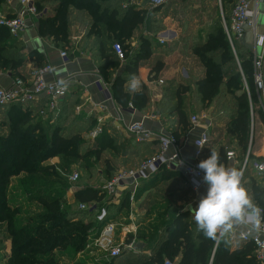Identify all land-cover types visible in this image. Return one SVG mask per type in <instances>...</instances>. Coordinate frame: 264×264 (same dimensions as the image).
<instances>
[{
    "label": "trees",
    "instance_id": "16d2710c",
    "mask_svg": "<svg viewBox=\"0 0 264 264\" xmlns=\"http://www.w3.org/2000/svg\"><path fill=\"white\" fill-rule=\"evenodd\" d=\"M32 1L37 11L45 7L48 10L39 20V33L43 36H52L59 43H66L68 40L71 14L74 11L87 14L86 34L94 38L93 44L97 46L94 54L99 61L104 62L99 67L106 80L109 74L106 71L110 69L113 72L119 65V62L113 58L107 43L109 41L124 43L145 18L144 10L135 9L133 5H126L123 8L122 0ZM235 1L222 0L223 16L227 25H229L228 14ZM163 5L155 6L153 11H160ZM5 14L8 17L15 16L7 12ZM232 44L234 51L224 31L222 20L217 17L205 41L192 47L193 54L204 69L202 77L196 80L195 93L203 107L213 106L219 109L221 114L226 115L227 135L236 140L237 158L239 154L242 158L248 150L251 113L260 115L262 111L254 88L252 53H242L235 39H232ZM153 46V37H141L137 48L122 44L126 63L124 72L135 75L138 62L151 55ZM24 60L19 45L13 41V37L6 28L0 27V71L8 70L14 77H23L19 69ZM163 66L160 59L156 60L150 69L149 74H153L151 78H155ZM123 82V74L114 75L111 90L113 96L122 106H125L128 94L124 92ZM188 90V86L178 85L172 92L177 100L173 110L177 113L178 125H181V131L173 133L177 140L182 135L181 132L190 124L180 95ZM136 100H140L141 105L144 104L145 93L143 91L136 93L132 101ZM4 108L5 115L10 117V125L6 134H0V223L8 224L6 237L10 239L11 249L9 256L2 264H58L52 257L54 249L66 245L71 253H77L83 246L88 232L97 229L100 223H97L95 219L94 210H79L75 213L73 210L70 211L71 205L67 203H65L67 210H62L59 193L61 190L63 193L66 190L65 185H60V182L64 180L63 175L55 170L54 164H48L46 161L58 157L61 159L62 167L66 168L65 166L71 162L68 161L69 159L73 162L85 161L89 156L98 159L103 150H112L115 146L114 139L102 131L101 135L89 142L82 137V128L72 129L70 126L67 129V126L58 121L42 125L40 120L32 117L33 110L19 102L9 103L0 110ZM65 116H67L66 112L63 118ZM262 119L264 121V114ZM146 146L148 145L144 147ZM82 148L84 150H81ZM220 151H223L219 152L221 157L224 154L223 147ZM153 154L155 153H149L146 158ZM250 158L252 159L249 150ZM164 167V165L159 167L163 173L180 174L179 171ZM115 172L114 168L110 170L105 167L101 174L109 176L107 179L109 180ZM154 174L150 177H154ZM19 175L21 177L18 179V186L14 188L22 190L30 201L36 202L41 207L33 221L20 220L19 210L12 206L9 200L11 181ZM47 180H56L57 183L54 181L46 183ZM165 180L163 182L169 184ZM175 186L168 190L170 197L173 196ZM140 190L138 187L135 196ZM128 192L129 190L124 191L121 201L126 208L129 207ZM103 196L100 187L89 184L77 187L74 192V200L79 203L95 201L101 204ZM251 198L255 204L264 208L262 187L253 183ZM166 209L163 215L168 216L160 225L152 226L147 232L137 233V238L153 239L161 232L160 245L152 254L137 255L126 252L103 261L102 264H163L165 259L173 261L174 257H178L177 263L173 261L175 264H263L256 257L252 242L246 241L234 249H231L227 240H221L215 245V241L205 238L202 232L197 231L189 211L170 215L166 213Z\"/></svg>",
    "mask_w": 264,
    "mask_h": 264
},
{
    "label": "crops",
    "instance_id": "0c3cea01",
    "mask_svg": "<svg viewBox=\"0 0 264 264\" xmlns=\"http://www.w3.org/2000/svg\"><path fill=\"white\" fill-rule=\"evenodd\" d=\"M127 5H133L135 9L144 10L145 14L151 12L152 26L143 27L142 24L137 26L129 39L125 40L123 45H129L130 48H137L141 37H153L154 43L163 44V52H159L155 46L152 47L151 55L144 60L138 62L137 72L135 74L141 81L140 89L136 92H132L128 88L130 77L133 75L125 71V59L123 61L119 60L112 49V45L117 41H109L108 47L110 48L113 58L118 61L119 65L115 71L110 69L106 71L109 72L107 80L103 77V72H101L99 65L104 63L99 61L95 56L97 51V46L93 44L94 38L87 36V14L79 13L74 11L69 20L68 26V40L66 43H59L52 36H43L38 31L39 20L36 21L32 19L29 15H25L26 27L23 31L19 33L17 37H13L19 47L20 52L24 57V62L19 69L23 78L26 80L29 77V72L36 67H40L44 64H50L52 70L47 74L46 78L48 81H64L67 86V94L60 98L57 104V110L53 111L55 118L52 121L35 118L40 120L42 125L47 122L58 121L62 125L67 126L69 129H79L82 128V137L91 142L92 140L88 137V133L96 126L101 125L102 131L108 133L114 142H122L124 140L131 141V145L134 149L132 150L133 159H113V156L105 153L109 149L103 150L100 156H110L108 158L109 163H113L115 171L120 168H124L127 165L130 167L136 166L142 159L146 158L149 153H156L159 151V137L169 135L178 131H181V125L177 123V113L174 109L176 106V98L172 95L173 90L178 85H186L189 90L181 95V103L184 105L186 113L188 116L193 112L194 108H199L198 118L199 122L197 124H192L190 118L188 117L189 127L182 131L178 142V148L180 150L181 159L186 163L195 162L193 156L194 150V140L199 138L202 133H207L209 136V142L205 146L203 155L200 159H206L210 155L211 150H216L218 153L223 152L224 154L220 157V162L226 167H236L239 169V163L241 161V155L236 158V161L227 160L225 157L226 151L229 149H234L236 154L238 152L236 140L229 137L226 132V121L228 118L226 115L221 114L219 109L213 108V106L203 107L202 103L197 100L196 97V80L202 77L204 69L199 63L197 57L192 52L193 45L204 42L206 36L212 23L215 21L217 16L221 18L219 8L215 0H166L160 11H153L155 6L151 5L150 0H125ZM181 1V3H179ZM124 0L121 2L123 6ZM215 4L214 9L210 8L211 5ZM48 6L50 4H47ZM180 6V7H179ZM209 8L211 11H208ZM249 8L251 10H256V31L258 34L264 35V2L261 0H250ZM24 9L19 0H11L10 5L6 7L5 11L9 14L20 13ZM47 9V8H46ZM190 9V10H188ZM223 10V9H222ZM230 14V13H229ZM228 14V17H229ZM156 19V20H155ZM160 20L163 21L161 28L158 27ZM201 33V34H200ZM240 47V51L260 52V48H254V35L253 31L245 27L243 35L239 39H235ZM121 44V45H122ZM186 49L188 54L194 57L199 65L200 72L195 75L193 71H187L183 66H178L181 60L186 58L182 49ZM167 51V52H166ZM64 52L65 57H61L60 54ZM175 54H177L175 56ZM180 58L178 62L174 64L177 58ZM161 60L164 64L163 68L157 74L155 78H151L153 74L150 73V69L156 60ZM174 60V61H173ZM120 74L124 75V82L122 84L124 92L128 94V101L125 106H122L119 100L113 96L111 90V82L115 76ZM192 74L195 76L193 77ZM16 77L8 70L0 71V85L5 88H10L13 85V80ZM104 90L107 92L105 93ZM144 92L146 95V101L141 105L140 100L132 101V97L136 93ZM259 105L261 101L264 102V93L260 94ZM47 97L40 96L39 101L34 103H26L29 109H32V116L35 112L46 110ZM261 108V114H264V108ZM42 109V110H40ZM221 110V109H220ZM66 115L63 118V114ZM251 113L250 119V139L248 149L251 152L252 159L250 161L261 160L264 157V121L262 119L263 114ZM192 116V115H191ZM65 119V120H64ZM141 121L144 126L152 132V139L149 142H136L126 131V126L129 123ZM92 124V125H91ZM101 135V134H99ZM117 143V144H118ZM145 145H148L144 147ZM173 152V147L166 151V155H171ZM123 156H127L124 154ZM55 158V157H54ZM114 158H117L114 156ZM104 159V157H103ZM199 161V160H198ZM46 162L49 163L47 160ZM128 168V167H127ZM172 171L180 173L175 175V173L170 174L169 172L163 173L160 169L154 175V177H148L147 179L139 181V189H144L146 192L150 190V185H155L158 183L168 182L169 184L173 181L181 179L179 185L174 188L173 196L161 198L162 201L155 203L156 206L160 205L161 211L166 208V213L178 214L184 211H189L191 218L193 214L190 210L191 207H196V193L190 188L186 181L180 167L178 168H167ZM115 174V173H114ZM168 175V177L166 176ZM167 177V178H166ZM16 180V178H14ZM256 184L264 189V173L257 174L250 166L244 172L243 184L247 189L249 196L251 197V185ZM159 185V184H158ZM12 186V183H11ZM10 186V187H11ZM75 192V191H74ZM203 190L200 193L203 194ZM136 198V196H135ZM125 207L120 203H106L104 200L101 202L102 205H106L109 218L115 219L119 216L116 214H124L133 216L132 207ZM72 199L74 200V193H72ZM189 200L188 204H185V208L181 207L183 203ZM69 197H67V205L73 203ZM160 200V199H158ZM174 200L173 205L168 206V201ZM143 201V199H142ZM142 202L138 203L137 207L139 213L143 208H140ZM143 205H147V202H143ZM170 208V210H168ZM168 210V211H167ZM168 215L164 214L163 218H167ZM122 217V216H121ZM120 217V218H121ZM122 223H117L116 236L122 238L124 230L129 227H133L131 223L134 222L130 218L125 219ZM98 223V222H97ZM145 228V232L147 229ZM96 230V229H95ZM94 230V231H95ZM242 230L237 228L233 234H231L226 240L228 241L231 249L236 248L238 245L246 242L240 239L239 233ZM138 232L135 229V233L127 234L126 241H133L134 251L131 252L137 255H150L152 254L160 245V234L155 238H137ZM250 242V241H249ZM254 245V244H253ZM255 254L257 253L254 246ZM124 252V253H126ZM122 253V254H124ZM263 259L259 260L260 263L264 264V250L262 252ZM173 261L177 263L178 257H174Z\"/></svg>",
    "mask_w": 264,
    "mask_h": 264
},
{
    "label": "built area",
    "instance_id": "2783aa9c",
    "mask_svg": "<svg viewBox=\"0 0 264 264\" xmlns=\"http://www.w3.org/2000/svg\"><path fill=\"white\" fill-rule=\"evenodd\" d=\"M166 0H150L151 5L158 6ZM264 2V0H261ZM24 5V9L17 13L13 17H8L6 14L0 13V27H4L8 30L12 37H17L21 31L26 27L25 15H29L32 19L40 20L48 11L44 8L41 11H37L32 0H19ZM221 15L222 25L227 38L230 42L231 49L234 51L232 39H239L245 30V27L250 28L254 35V48H260V52L253 51L252 53V68H253V82L254 88L258 96L264 93V35L258 34L256 31V10L249 8L250 0H236L233 4L229 14V25L226 24L223 10L222 0H215ZM115 56L123 61L125 54L121 43L114 42L112 45ZM61 57H65V53L60 54ZM52 70L50 64H44L40 67L33 68L29 72V77L26 80L23 77H16L13 80V85L10 88H5L0 85V108L12 102H19L21 104L36 103L39 101L40 96L47 97L46 106L51 112L57 110V104L60 98L67 94V86L64 81H48L46 76ZM106 93L107 91L104 90ZM249 94L248 89H246ZM108 93V92H107ZM260 106L264 108V102L261 101ZM42 110V109H40ZM42 112V111H41ZM192 124H197L199 118L197 115L190 117ZM127 133L134 138L136 142H149L152 139V132L147 129L143 122L135 121L129 123L126 126ZM102 132L101 125H96L89 133L88 137L92 140ZM209 142V136L207 133H202L199 138L195 139L193 156L195 162L186 163L181 159L180 150L177 147L178 142L174 135L169 134L159 137V151L152 156L142 160L134 167H124L118 169L111 179L104 181L100 187L101 193L104 194L102 201L107 204L120 203L124 191L129 190L128 201L130 206L133 205L135 192L139 186V181L147 179L154 173H156L161 165L167 168L180 167L186 181L190 188L196 193V202L198 203L199 197L206 194L207 186L202 182L203 172L198 169L197 165L203 155L205 146ZM173 147L171 155H166V151ZM225 157L227 160L236 161L237 154L234 149L226 151ZM199 160V161H198ZM251 167L257 174L264 173V157L261 160L250 161L249 149L243 154L239 163V169L245 170L247 167ZM78 179V173L72 171L69 176L70 184L76 183ZM203 190V194L200 193ZM101 201V202H102ZM80 210H94L95 219L100 226L93 231L94 235L92 240L94 246L98 251L106 253V257L115 258L120 256L126 251H134L133 241H126L127 234L135 233V227L126 228L124 230L122 238L117 237L116 227L117 223L109 218L106 205L91 201L88 203H79ZM240 239L243 241H250L254 244L257 257L259 260L263 259L264 250V231L259 234L253 233L248 235H241ZM217 242L215 243V245ZM2 264V263H1ZM163 264H175L169 259H165Z\"/></svg>",
    "mask_w": 264,
    "mask_h": 264
},
{
    "label": "rangeland",
    "instance_id": "374dc122",
    "mask_svg": "<svg viewBox=\"0 0 264 264\" xmlns=\"http://www.w3.org/2000/svg\"><path fill=\"white\" fill-rule=\"evenodd\" d=\"M3 1L1 0L0 2L1 3L0 13L5 14V12L3 11H5L6 7L10 5L11 0H3ZM185 1H189V0H185ZM166 2L167 1H165L164 3ZM127 3L128 2L124 0L123 6H126ZM179 3H181V1ZM214 7H215V4L214 5L212 4L210 6V8H213V9ZM210 8L208 11H211ZM78 12L82 13L80 11ZM152 20L153 18H151V12H149L148 14L146 13L144 21L141 24L143 27H145L146 25L152 26L153 25ZM157 25L159 28H161V26L163 25V21L160 20V22ZM154 46L156 47V49H158L159 52H163L162 50L164 48L163 44L161 45L160 43L159 44L154 43ZM180 48L182 49V47ZM185 50L186 49L181 50L183 52L182 54H184V56L186 57L183 60V62L181 60L180 63H177L178 60H180V58L178 57L173 65L177 63L179 67L183 66L187 69V71H189V73L190 71H193L196 75L200 72L198 62L194 57H192V55L188 54L187 51ZM176 55L177 54H175V56ZM192 76L195 77L193 74ZM196 109L198 110L199 108L198 107L194 108L193 112L188 116L189 118L191 117V115H198V111ZM34 114L35 115L32 116L33 118H43V119H46V121L47 120L52 121V119L55 118V115L49 109L43 110L42 112L38 111V112H35ZM9 119L10 117L8 118L7 115H5V108L1 109L0 110V134L1 135L6 134V132L9 131V125H10ZM117 143L118 142L115 143V146L112 148V150H108L105 153H108L109 155L113 156V159H116L119 161L120 159L122 161L124 159L126 160L133 159L132 150H129V154L127 153L128 149H134V147L130 144L131 141L129 142L128 140H124L118 144ZM81 150H84V148H82ZM124 154H127L128 157L123 156ZM114 156H116L117 158H114ZM108 157L110 156L108 155L100 156L98 159H95L94 156H89L88 158H86L85 161L78 160L74 162L72 159H69L68 161H71V162L70 164H68V166H65L66 168L62 167L63 164L61 162V159H59L58 157L51 158L48 160L50 164H54L55 170L59 172L61 175H63L64 180L60 182L61 183L60 185L61 186L65 185L66 190L64 193L62 192V190L59 193V198L62 202V205H61L62 210L64 211L67 210L66 204H65L67 203V197L73 200L72 193H74V191L77 190V187L82 186V185H88V184L93 185L94 187H101L103 185L104 181H106L109 176L107 177L106 175H102L101 174L102 169H104L105 167L110 170H113V168H117V167L112 166L114 165L113 163L108 162V159H110ZM126 167H130V165H127ZM72 171L78 173V179L76 183H74L73 185L70 184L69 182V176ZM20 177L21 176L19 175L16 177V180L13 179L11 181L12 186L9 188V195H10L9 200H10L11 205L19 210L18 218H20V220L33 221V218L37 217V215L39 214L41 207H39L38 204H36V202L30 201V199L27 197V195L23 193L22 190H18L14 188L18 186V181H19L18 179H20ZM52 181L57 183L56 180H52ZM52 181L47 180L46 183L47 182L52 183ZM175 181H176L175 183L172 182L170 184H165L164 182L163 183L160 182L158 183L159 185L158 184L150 185L149 186L150 190H148L147 192L144 188H142L141 190L139 189L140 192L136 195V198H135V202H136L134 203L135 206L132 207L133 216L127 217L128 214L127 215L116 214L117 216L118 215L119 216L116 219H115V216H113L114 217L113 220L117 223H122V221H125L124 216H125V219L130 218L132 221L134 220V222H132L131 224L134 225L138 233H143L145 231L144 229L147 227H149L147 229V231H149L152 226L160 225L163 222V219L165 218L162 217L163 211H161V209H158L161 206L160 205L156 206V204L162 201L161 198L168 197L169 196L168 190L172 189V187L175 185H179L180 181L182 180L181 179L177 180L176 178ZM142 199H144L143 201L147 202V205L145 206L143 205ZM140 201L142 202V205L140 208H143V210L140 211L142 214H140L139 209L136 208L138 203H140ZM188 202L189 200L186 199V202L183 203L181 207L185 208L184 205L188 204ZM173 203H174V200H169L168 206L173 205ZM69 209L70 211L73 210L75 211V213H78V211L80 210L79 202H76L75 200H73V203L71 204ZM88 211H91V209H88ZM7 229H8L7 222L0 223V264L4 263L6 258L10 254L11 242H10V239L6 237ZM91 235H94L93 230L88 232L87 238L83 246L81 247L80 251H78L77 253L75 254L71 253L66 248V245H64L62 248L54 249L52 252V257L57 261L58 264H102L103 261H108L110 258L106 257L107 256L106 253L98 251L96 247L94 246V242L92 240L93 236Z\"/></svg>",
    "mask_w": 264,
    "mask_h": 264
},
{
    "label": "clouds",
    "instance_id": "9594fccd",
    "mask_svg": "<svg viewBox=\"0 0 264 264\" xmlns=\"http://www.w3.org/2000/svg\"><path fill=\"white\" fill-rule=\"evenodd\" d=\"M140 85V79L132 75L129 90L136 92ZM197 167L203 172L202 182L207 186L196 207L190 206L198 232L219 243L237 228L242 230L241 235L264 231V208L253 202L244 187V169L226 167L214 149Z\"/></svg>",
    "mask_w": 264,
    "mask_h": 264
},
{
    "label": "water",
    "instance_id": "95a60500",
    "mask_svg": "<svg viewBox=\"0 0 264 264\" xmlns=\"http://www.w3.org/2000/svg\"><path fill=\"white\" fill-rule=\"evenodd\" d=\"M263 70H264V68H263Z\"/></svg>",
    "mask_w": 264,
    "mask_h": 264
}]
</instances>
